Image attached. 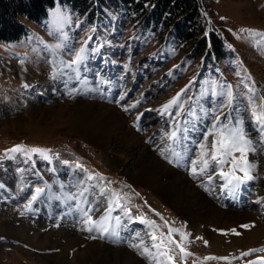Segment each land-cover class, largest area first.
Listing matches in <instances>:
<instances>
[{"label": "rangeland", "instance_id": "rangeland-1", "mask_svg": "<svg viewBox=\"0 0 264 264\" xmlns=\"http://www.w3.org/2000/svg\"><path fill=\"white\" fill-rule=\"evenodd\" d=\"M203 1L210 21L226 39V53L220 59L209 58L206 53L197 55L191 44L168 43L165 38L161 40L147 32L143 24L128 20L118 10H109L110 15L105 19L92 21L59 2L40 22L27 20L29 30L21 38L12 41L0 39V264H50L49 258L59 253L68 261L66 264H81L83 259L77 253L79 249L97 241L109 246L112 253L121 246L131 254H138L127 246V241L136 230H141L143 235V225L129 224L128 230L121 233L125 242L113 244L108 240L86 239L88 233L79 230L72 215H65L68 204L63 198L74 191L73 186L84 175L76 167L78 164L89 173L102 174L106 181H112L109 187L132 197L135 215L145 214L163 225L164 221L150 211V206L173 227L191 233L189 239L195 242L189 245V250L194 256L189 258L188 264H192L193 259H197L199 264H226L223 261H204L203 257L239 256L242 251L264 247V238L261 242H254L258 243L255 245H248L249 242L235 244V239L239 237L229 230L236 228L241 232L240 238L248 231L251 237L252 230L239 227L248 224L251 219L240 223L231 219L229 224L200 222L194 225L155 187L139 183L126 172L124 164L115 161L113 152L72 131L68 124L63 125L51 117L42 118L40 115L44 107L51 111L56 105L75 103V99L64 101L66 97H83L112 104L121 115L125 114L122 117L126 125L139 133V139L142 138L163 160L155 149L161 144L165 132L171 131L179 121V134H182L187 150L186 159L180 166L172 165L181 167L180 170L188 174L194 185L212 196L211 199L222 208H233L240 215L251 214L264 225V205L262 202L253 204L254 198L264 197L258 170L257 178L243 185L239 192L237 199L244 196V204L221 195L218 188L215 194H210L200 186L201 180L189 175L187 157L198 155V145L204 142V136L211 129V118L205 114L211 104L209 97L202 95L208 82L231 84L234 92L241 93L243 88L238 87L239 80L250 75L251 80L246 82L254 84L257 92L264 95V47L246 38V33L241 31L251 29L264 33V0ZM57 44L62 47L55 48ZM81 47L85 48V59L80 65L79 79H69L73 74H68L62 62L70 60ZM62 49L65 53L60 56L58 53ZM6 61H16L17 67L22 70H11ZM59 67L65 75L58 79V85H54L56 88L49 85L52 88L50 92L45 95L42 90L35 96V85H30L24 76L38 78L37 74L43 69ZM184 89L187 90L182 93ZM178 93L181 94L179 99L184 110L177 113L173 105L168 111H163V106ZM125 108L128 110L125 111ZM235 115L241 116L245 125L251 128L243 105ZM211 139L209 137V141ZM16 145L47 150V158L38 153L28 156L23 153L6 154ZM262 156L264 154H257L256 159L254 156H249V159L259 165L262 163L264 167ZM204 180H207L206 176ZM218 183V180L215 181L213 186ZM36 188H43L45 192L32 201ZM52 194L61 199L50 198ZM92 198L89 194V199ZM102 211L103 205L95 215L98 217ZM204 225L220 234L223 242L213 243ZM217 230L229 231V235L225 236ZM163 231L167 232V228ZM66 232L69 238L63 236ZM77 235L84 238L83 242L73 240ZM229 236L235 238L232 240ZM195 237H203L208 245L205 246L203 240H195ZM144 239L147 241V237ZM139 256L149 264L148 259ZM257 256H264V253L233 259L231 264H246L248 259H256Z\"/></svg>", "mask_w": 264, "mask_h": 264}, {"label": "snow or ice", "instance_id": "snow-or-ice-1", "mask_svg": "<svg viewBox=\"0 0 264 264\" xmlns=\"http://www.w3.org/2000/svg\"><path fill=\"white\" fill-rule=\"evenodd\" d=\"M241 31L246 33V38L264 47V33L251 29H242ZM54 47L59 49L62 45L57 44ZM84 53L85 48L81 47L79 51L73 53L70 60L62 62L63 68L73 74L69 76V79H79L80 65L85 59ZM250 80V75L240 78L238 87L243 88L241 93L234 92L231 84L218 85L216 81H209L208 87L202 93L209 97L211 104V107L205 110V114L211 118V129L204 136V142L199 143L198 155L195 158L187 157V161L190 165L189 175L193 179L201 180L200 186L205 187V190L210 194H215L218 188L221 195L235 199L243 185L257 178L256 172L259 164L257 161L250 160L249 156L264 154V95L257 92L254 84L246 82ZM186 90H182V93ZM71 94L70 92L69 95ZM180 95L178 93L177 97L164 105L163 111H168L171 106L175 105L177 113L182 112L184 109L183 102L179 99ZM238 100L239 103H237ZM241 105H243L244 112L248 113L250 129L245 125L241 116L235 115L240 111ZM225 109H231V111H225ZM192 114L195 115L194 112ZM176 123V127L165 132L164 137L161 138V144L155 151L167 163L180 166L186 159L187 150L182 142V134H179L181 133L178 126L180 122ZM209 137L212 138L210 141ZM8 152L23 153L25 156L30 153H38L47 158V150L28 149L22 145L8 149L6 154ZM76 167L84 175L73 186L74 191L69 192L63 198L64 202L68 204L65 215H72L74 224L79 226V230L88 233L86 239L108 240L113 244L124 243L125 240L121 233L128 230L129 224L139 223L144 226L143 235L141 230L132 233L127 241V246L130 249L148 259L149 264H188L189 258L194 256V253L189 250V245L195 242L189 239L191 233L173 227L150 206V211L164 221L163 225L157 224L156 220L149 219L145 214L135 215V206L131 204L132 197L109 187L108 185L112 181H106L102 174L89 173L79 164ZM205 176L207 180H204ZM217 180L219 183L213 186ZM44 192L45 189L36 188V194L32 196V201H36L38 195ZM89 194L92 195V199H89ZM97 196L100 199L97 200ZM50 198L61 199L55 194H52ZM262 201H264V197H259L255 203L260 204ZM101 205H103V211L97 217L95 214L100 212ZM136 211L138 212L139 209L136 208ZM239 227L251 230L255 224H241ZM164 228H167V232L163 231ZM217 231L225 236L229 235V231L233 235H241V232L236 228L229 231ZM144 237H147V241ZM177 237L179 238L177 239ZM195 240H203V237H195ZM203 243L205 246L208 245L207 240H203ZM256 253H264V247L242 251L239 256H205L203 260L223 261L226 264H231L233 259L247 258ZM192 264H199V262L197 259H193ZM246 264H264V256L248 259Z\"/></svg>", "mask_w": 264, "mask_h": 264}, {"label": "bare ground", "instance_id": "bare-ground-1", "mask_svg": "<svg viewBox=\"0 0 264 264\" xmlns=\"http://www.w3.org/2000/svg\"><path fill=\"white\" fill-rule=\"evenodd\" d=\"M62 53H65V50H60L58 54L62 56ZM6 65H11V70L15 72L22 70L17 67L16 61H6ZM59 68L43 69L37 74L38 78L32 75L24 76L30 82V85H35V88L33 89L35 96L42 92V90L46 95L51 91L52 86L58 85V79H62V76L65 75V73L61 71V68ZM51 83L56 84L52 85ZM49 85L51 87H49ZM71 99H75L73 105L68 104V102L62 103L53 107L51 111L46 110L47 108L45 109L44 107L40 111L41 117H51L55 122L63 125L68 124L72 131L81 133L90 139L93 144L99 145L100 147L113 152L115 155V161L118 164H124L126 172L131 174L139 183L155 187L171 205H174L178 211L188 217L194 225L200 222L206 224H216L217 222L229 224L231 219L240 223L251 219V222L248 224H255V227L251 228L253 235L250 237L248 231H245L243 237L240 238V235L238 236L239 238L235 239V244L242 245L245 244L244 242H249L248 245H255L258 243L254 242L262 241L264 238V225L259 223L255 216L251 214L240 215V213L233 208L229 207L230 209H225L216 204L217 201L214 202L211 199L212 196L209 197L198 186L194 185L188 174L180 170L181 167H175L174 165L167 163L154 153L142 138L139 139L140 134L133 132L126 125L127 122L124 121L125 119L122 117L123 114L121 115L112 104L106 105L94 100H87L83 97H66L64 101H70ZM256 158L257 155L254 156V159ZM262 161H264V156H262ZM259 168L258 174L262 179L261 193L264 194V167L262 163L259 165ZM242 188H244V186ZM243 198L244 196H241V201L237 198L233 201L236 203L243 202L244 204V201L242 200ZM254 199L253 204H256V200ZM218 201L220 200L218 199ZM262 204L264 205V201H262ZM205 229L207 231L209 230L208 234L213 243L221 244L223 242L220 234L208 229V226H206ZM65 234L66 235L63 236L69 238L68 236L70 235L67 232ZM73 238L72 239L77 242H83L84 239L78 235ZM229 238H232L233 240L235 236H229ZM65 241L67 242V240ZM65 245L67 244L65 243ZM64 247L65 246H63V248ZM108 248L109 246L105 243L97 241L85 245L80 248L77 253L83 257H81V259H83L81 264H147L139 254H137L138 256L133 254L134 252L131 254L126 248L120 246L119 248H116L115 253H112ZM66 261V259L60 256V253L49 258L50 264H66Z\"/></svg>", "mask_w": 264, "mask_h": 264}, {"label": "trees", "instance_id": "trees-1", "mask_svg": "<svg viewBox=\"0 0 264 264\" xmlns=\"http://www.w3.org/2000/svg\"><path fill=\"white\" fill-rule=\"evenodd\" d=\"M58 2L92 21L118 10L161 40L191 44L197 55L213 59L226 53V39L210 21L203 0H0V39L21 38L29 30L27 20L40 22Z\"/></svg>", "mask_w": 264, "mask_h": 264}]
</instances>
